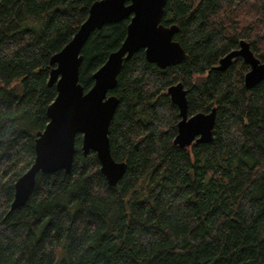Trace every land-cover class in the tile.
Wrapping results in <instances>:
<instances>
[{"label": "trees", "instance_id": "trees-1", "mask_svg": "<svg viewBox=\"0 0 264 264\" xmlns=\"http://www.w3.org/2000/svg\"><path fill=\"white\" fill-rule=\"evenodd\" d=\"M94 1L0 0V264H264V80L247 89L241 58L216 69L241 40L264 61V0H168L162 24L178 27L185 58L161 69L140 50L123 62L110 92L111 153L126 163L117 185L78 134L71 172L38 173L25 205L10 210L57 93L50 59ZM128 23L89 36L85 91ZM177 82L189 115L216 109L211 142L173 143L180 117L167 88Z\"/></svg>", "mask_w": 264, "mask_h": 264}, {"label": "water", "instance_id": "water-1", "mask_svg": "<svg viewBox=\"0 0 264 264\" xmlns=\"http://www.w3.org/2000/svg\"><path fill=\"white\" fill-rule=\"evenodd\" d=\"M168 0H96L71 40L52 55L48 84L55 86L56 96L47 107V125L34 140L35 158L29 169L14 184L10 210L25 205L38 173L63 170L70 173L75 155V141L82 135L84 155L95 152L100 171L111 186L117 185L126 171V163L116 161L111 153L109 126L118 106V97L110 92L117 85L123 62L143 50L146 60L161 69L182 63L185 51L174 40L177 26L162 24ZM129 18L126 36L118 49L93 74L94 84L85 91L79 82L81 51L92 32L105 24ZM235 58H241L249 70L244 86L252 89L264 80V61L258 59L246 40L219 60L217 70L224 71ZM188 90L182 82L167 88L170 101L178 109L180 120L173 143L180 148L193 143H209L213 139L216 109L188 113Z\"/></svg>", "mask_w": 264, "mask_h": 264}]
</instances>
